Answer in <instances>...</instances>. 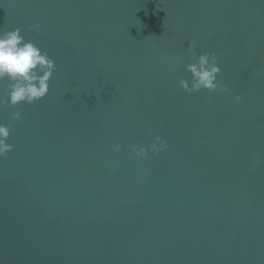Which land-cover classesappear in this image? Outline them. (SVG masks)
Listing matches in <instances>:
<instances>
[{
    "label": "water",
    "instance_id": "95a60500",
    "mask_svg": "<svg viewBox=\"0 0 264 264\" xmlns=\"http://www.w3.org/2000/svg\"><path fill=\"white\" fill-rule=\"evenodd\" d=\"M15 28L55 71L0 83V264H264V0H0ZM204 52L226 92L181 89Z\"/></svg>",
    "mask_w": 264,
    "mask_h": 264
},
{
    "label": "clouds",
    "instance_id": "9594fccd",
    "mask_svg": "<svg viewBox=\"0 0 264 264\" xmlns=\"http://www.w3.org/2000/svg\"><path fill=\"white\" fill-rule=\"evenodd\" d=\"M29 30L39 31L38 25L29 24ZM194 44L189 42L186 53L193 55ZM194 61L185 65V70L190 74V82L185 79L179 80L181 89L186 93H195L201 90L208 92H226L217 77L221 69L217 62V56L213 53L204 52L194 56ZM55 71V61L47 52L36 46L30 40H25L21 35V29L0 31V83H4L7 89V104L15 108L20 103L32 104L43 99L49 92V81ZM239 103L241 97H234ZM5 101L0 99V105ZM20 111L11 113V120L22 119ZM10 125L0 123V158H3L13 148L9 144ZM166 147V142L160 137H155V142L150 145L155 154ZM120 145L116 144L113 151H119ZM131 153L139 160L146 156L147 149L131 146ZM255 167V162L253 163Z\"/></svg>",
    "mask_w": 264,
    "mask_h": 264
}]
</instances>
